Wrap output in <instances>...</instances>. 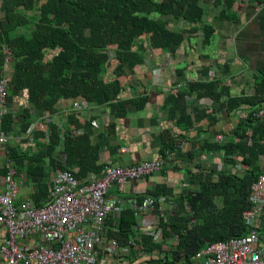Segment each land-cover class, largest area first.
<instances>
[{
    "label": "trees",
    "instance_id": "trees-1",
    "mask_svg": "<svg viewBox=\"0 0 264 264\" xmlns=\"http://www.w3.org/2000/svg\"><path fill=\"white\" fill-rule=\"evenodd\" d=\"M203 1L0 0V76L8 50L12 70L7 103L15 108L4 114L0 131L7 136L29 135L27 142H9L0 147V152L6 150L18 172L33 185L30 199L37 208L48 201L52 172L73 171L74 177L86 184L92 176L99 177L104 166L100 164L103 148L95 145L89 134L79 133L82 126L77 118H70L64 126L51 122L48 129L43 126L35 131L33 116H54L60 101L83 100L97 107L108 106L116 119H124L130 109L144 110L148 96L122 98L124 87L120 78L144 63L146 48L173 56L187 36L197 32L202 34L203 44L208 43L215 27L203 21ZM234 2L214 1L213 8L219 11L217 18H234ZM168 19L184 23L182 29H171ZM49 53L57 56L46 61ZM201 74L202 79L188 82L164 97L166 123L176 129L190 130L205 118L213 125L217 114L232 115L236 110L264 105L263 76L254 79L251 93L232 95L228 86L216 83L217 78L208 80L206 69ZM109 75L115 79H108ZM176 75L182 77V69L176 70ZM189 97L209 98L218 105L210 113L193 108L187 102ZM116 127L117 123L112 122L108 129L114 131ZM220 133L227 137L226 142H213L218 134L214 132L202 141L192 140L188 150L176 151L190 161L197 160L194 171L185 170L191 184L189 191L177 194L174 189L158 184L155 189L132 197L137 203L148 196L164 197L177 206L174 216L166 222L161 220L160 225L164 238L177 235L178 240L161 260L150 261L151 264H191L211 244L249 233L243 213L251 207V183L264 172V167L255 164L264 156V121L249 117L238 122L232 131ZM159 138V157L164 161L167 152L175 150L177 140H185L181 135L171 134L167 127ZM197 144L199 151L217 152L221 156L220 170L201 167L192 153ZM34 149L37 152L32 154L30 151ZM237 158L249 167L246 171H236ZM2 168L0 179L6 176ZM111 224L109 221L108 225ZM134 224V212L128 207L122 214L119 234L111 236L125 245L131 239ZM258 232L264 242V217ZM140 245L152 252L161 250L163 243L141 235Z\"/></svg>",
    "mask_w": 264,
    "mask_h": 264
},
{
    "label": "built area",
    "instance_id": "built-area-1",
    "mask_svg": "<svg viewBox=\"0 0 264 264\" xmlns=\"http://www.w3.org/2000/svg\"><path fill=\"white\" fill-rule=\"evenodd\" d=\"M259 6L262 4L256 11ZM1 15L0 8V18ZM5 54L8 58L0 76V128L4 114L12 112L7 103L11 57L8 50ZM55 56L57 53H49L46 61ZM115 63L116 60L111 65ZM88 105L76 101L73 107L83 112ZM235 113L240 121L249 117L264 121V105ZM226 141L227 137L221 133L213 138L218 144ZM9 142L10 136L0 131V147H6ZM183 144L178 141L175 150L167 154L181 150ZM121 151L124 153V148ZM4 154L6 176L0 192V225L4 226L7 236L0 245V264H139V258L151 264L150 261L161 260L176 244L178 236L164 238V228L160 225L161 220L166 222L176 212L172 199L148 196L137 203L132 198H123L126 185L163 170L162 157L130 166L103 165L100 176H92L86 184L79 182L72 171L52 172L48 201L37 208L31 199L18 205L27 180L18 172L6 150ZM237 166L243 167L238 170L241 173L249 168L238 162L236 171ZM112 189L117 191L116 196L110 195ZM249 195L251 207L243 213L249 233L211 244L194 257L191 264H264V242L258 232L264 217V172L251 183ZM128 207L134 212L135 224L131 228V239L122 245L111 235L119 234L121 217ZM141 235L152 237L156 243L161 241L162 249L145 251L140 245ZM133 256L138 259L134 260Z\"/></svg>",
    "mask_w": 264,
    "mask_h": 264
},
{
    "label": "crops",
    "instance_id": "crops-1",
    "mask_svg": "<svg viewBox=\"0 0 264 264\" xmlns=\"http://www.w3.org/2000/svg\"><path fill=\"white\" fill-rule=\"evenodd\" d=\"M214 1L216 0L202 2L205 9L203 21L215 27V32L208 43L203 44V36L197 32L188 35L187 40L173 56L146 48L144 63L120 78L121 85L124 87L122 98L148 96V103L144 110L134 112L130 109L124 119H116L108 106L97 107L92 104L86 106L83 112H77L73 107V101H60L57 114L54 116H33V129L36 131L39 127H47L51 122L64 126L70 118H77L82 126L80 132L89 134L94 144L103 148L100 164L121 166L159 158L161 148L159 137L166 127L170 129L171 134L185 138V140H177L184 143L181 152L190 148L192 140L197 139L199 142L212 136L214 132L220 134V132L232 131L240 122L236 113L217 114V122L213 125L207 118L202 119L192 129L184 131L174 128L170 122L166 123V110L162 107L164 97L185 87L188 82L202 79L201 73L205 69L208 71V80L217 78L220 81L216 83L220 85L222 82L223 85L228 86L232 95L251 93L254 79L264 77V0H235L232 7L235 16L230 19L217 18L219 11L213 8ZM261 4L262 6H259V10L256 11L255 8ZM221 7L222 5L220 9ZM168 26L179 30L182 29L183 24L180 21L168 19ZM180 69L183 71L182 77L176 75V70ZM107 78L115 79L113 75ZM79 102L82 103L83 100ZM187 102L193 108L205 109L210 113L218 105L209 98L194 100L193 97H189ZM189 104L187 111L191 109ZM10 107L11 110H15L14 106ZM112 122L117 123L114 131L108 129ZM27 138L24 135L10 136V142L22 144L27 142ZM40 141L44 143L43 139ZM122 148L124 153L121 151ZM30 152L33 154L37 150ZM178 153L166 155L161 172L126 185L123 198L130 199L136 194H144L148 190L155 189L158 184L174 189L177 194L189 191L191 184L185 170L194 171L197 160L190 161L186 156H180ZM192 153L198 157L202 168L216 171L222 168L221 156L217 152L212 154L199 151V144H197ZM237 159L240 162L241 158ZM5 161L6 157L2 150L0 168L4 167ZM255 164L264 167V156H261ZM242 169L243 167L237 166V171ZM3 179L4 177L0 179V192L3 191ZM33 193V185L27 182L17 201L18 205L30 199ZM110 195L116 196L117 191L112 189ZM6 236L4 226L0 225V245L5 241ZM133 259L138 258L133 256ZM139 261V264H147L143 258H139Z\"/></svg>",
    "mask_w": 264,
    "mask_h": 264
},
{
    "label": "rangeland",
    "instance_id": "rangeland-1",
    "mask_svg": "<svg viewBox=\"0 0 264 264\" xmlns=\"http://www.w3.org/2000/svg\"><path fill=\"white\" fill-rule=\"evenodd\" d=\"M11 69V66H10V64H8V70H10ZM12 70V69H11Z\"/></svg>",
    "mask_w": 264,
    "mask_h": 264
}]
</instances>
